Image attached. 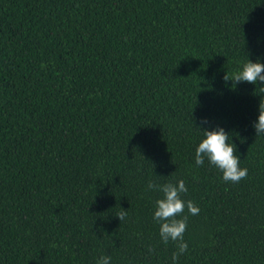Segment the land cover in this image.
Segmentation results:
<instances>
[{
    "label": "trees",
    "instance_id": "1",
    "mask_svg": "<svg viewBox=\"0 0 264 264\" xmlns=\"http://www.w3.org/2000/svg\"><path fill=\"white\" fill-rule=\"evenodd\" d=\"M248 58L264 0H0V264H172L146 185L178 179L200 212L177 264H264L261 94L228 79ZM205 119L238 183L195 164Z\"/></svg>",
    "mask_w": 264,
    "mask_h": 264
},
{
    "label": "clouds",
    "instance_id": "2",
    "mask_svg": "<svg viewBox=\"0 0 264 264\" xmlns=\"http://www.w3.org/2000/svg\"><path fill=\"white\" fill-rule=\"evenodd\" d=\"M226 79V78H225ZM232 79L237 84L247 82L259 86L260 98L257 105V114L252 122L255 137L264 138V62L259 59H247L235 72ZM207 121L196 126L198 129V143L195 147L194 160L197 166H203L205 161L216 167L225 182L238 183L248 174L247 168L240 166V158L235 152V145L229 132L221 125L206 126ZM147 191L159 193L153 202L152 219L158 225V234L161 242H176V251L172 255V264H177L179 257L187 252L188 244L184 240L187 229V215H182L187 208L191 215H198L200 209L191 200H185L183 194L188 189L183 179L174 183H165L149 180ZM123 219V214L118 215ZM151 252L152 249H149ZM111 257L102 255L96 260V264H111Z\"/></svg>",
    "mask_w": 264,
    "mask_h": 264
}]
</instances>
